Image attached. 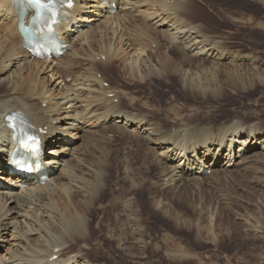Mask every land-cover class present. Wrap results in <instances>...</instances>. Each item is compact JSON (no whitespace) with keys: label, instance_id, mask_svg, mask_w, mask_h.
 <instances>
[{"label":"bare ground","instance_id":"obj_1","mask_svg":"<svg viewBox=\"0 0 264 264\" xmlns=\"http://www.w3.org/2000/svg\"><path fill=\"white\" fill-rule=\"evenodd\" d=\"M22 1L25 0H0V90H3L0 93V182L4 181V184L0 183V264H110L111 261H98L100 258L97 259V256L93 258L94 251L107 249L105 243L110 244L114 240L122 246L128 243L129 236L139 241L140 247L141 243H146L148 228L143 206L137 198V192L145 189L150 190V209L162 212L177 227L187 226L190 230L196 227L201 234L203 228L199 223L205 217L193 219L176 211L169 203V195L164 196L160 192L163 197L159 195V186H165L167 181V187L171 188L172 183V192L178 193L184 184L186 186L185 181H194L198 185L201 182L200 185H203L205 180L208 181L206 176H209L205 168L211 170V178L215 182L229 166L251 164L248 160L251 159L250 153L257 152V159L259 157L264 163V127L256 131L242 129L244 126L241 130H232L227 126L223 128L221 124V129H212L215 126L212 123V128L196 126V134H185L186 139L178 140L169 127L155 125L147 112L135 114L133 99L129 98L133 97L132 94H111L108 86L104 85L106 72L101 77L98 73L109 67L104 62L114 64L118 60L122 71L133 78L142 75L146 79V75L159 76L168 72L170 76H177L185 86L193 87L194 92L203 91L206 94V89L218 87L224 81L220 72H230L227 77L231 74L238 76L243 61L250 60L256 72L263 73L257 65L264 62L261 63L258 56L241 53L234 48L230 44L233 36L217 34L207 23L198 26L196 21H192L191 13L202 9L195 3L199 0H74V7L69 9L63 21L62 36L69 41L67 51L60 58L39 59L27 50L18 29ZM252 1L264 5V0ZM114 4L118 6L116 11L112 9ZM211 8L216 10L213 6ZM231 14L234 22H251L257 28H264V22L253 15ZM205 15L206 20L211 17ZM137 21L140 24L135 25ZM76 24L83 27L81 32L76 30ZM157 40L160 42L157 43ZM152 44L159 48L158 53H155ZM83 64L84 68L80 69ZM205 73L212 75L210 81L205 80ZM68 77H72L70 82ZM126 108L131 110L124 111ZM7 115H18L24 119L51 145L50 150L45 152V163L51 167L49 182L39 184L35 180L8 177L10 172L6 163L8 153L13 149V134L6 127ZM93 129L99 137L90 138L92 147L88 155L85 150L82 151L79 141L85 140L86 132ZM129 129L145 134L147 153L152 155L153 161H157V167L160 165L159 179L154 168L151 170L160 181L153 183L148 177L151 161L145 160L142 169L129 166L133 175L125 179L130 181L129 184L125 181L128 186L121 184V180L117 181L121 192L118 190L120 195L112 199L123 200L120 203L123 204L125 220L120 223L121 227L116 226L117 229L109 227L107 242H104L97 236V230H101L102 213L109 208V204H100L95 192L99 195V191L109 190L107 177L111 176L109 171L113 169L114 161L111 159L112 162H109L105 157L112 150L109 142L113 133H117L116 130L128 132ZM184 130V133L189 132V129ZM23 183L27 185L23 186ZM155 188L158 189L155 191ZM112 200L110 205H113ZM90 206L94 207V213L101 210L95 224V220L91 222L94 213L87 212ZM253 218L246 219V222L264 239V220ZM215 227H208V236L215 237ZM127 229H131L130 232L128 230L130 234ZM149 234L151 236V232ZM168 254L171 257L172 253ZM176 255L174 258H178L179 255Z\"/></svg>","mask_w":264,"mask_h":264},{"label":"rangeland","instance_id":"obj_2","mask_svg":"<svg viewBox=\"0 0 264 264\" xmlns=\"http://www.w3.org/2000/svg\"><path fill=\"white\" fill-rule=\"evenodd\" d=\"M195 3L202 9H196L191 13L190 19L192 21H196L198 26L203 22L205 24L207 23L211 30L217 32V34H229L233 36L230 40V44L234 48H237L238 51L241 50V53L253 54L255 57L258 56V58L261 59V63L264 62V28L260 29V27H258V29L251 22H234V20L231 19L232 16H230L232 15L231 13L234 12L238 15L244 13L247 15H253L257 20L264 22V5L257 2L255 3L252 0H199L195 1ZM211 6H213V8L216 6L214 8L216 10H213ZM205 13L211 16L207 20L205 19ZM249 23H251L250 26ZM128 24L130 25L131 22H128ZM138 24H140L139 21L135 23V25ZM4 34L6 35V33ZM8 38L11 39L10 36H8ZM159 39L161 40L162 38L159 37ZM160 40H157L156 42L158 43ZM152 48H155L153 47V44ZM158 51L159 48L156 47L155 53H158ZM249 61H243L241 68L238 70L240 74L238 76L231 74L232 76L227 77L230 75V72H220L221 79H223L222 77L225 78L224 81L219 83L218 87H215L217 89L213 87H211L212 89H206V94L203 91H201L203 93L194 92L193 87H190L189 85H186L187 88L182 81H179L180 79L177 76L172 74V76H174L172 77L168 72L160 74L159 76L153 74V77L151 75H146V79L142 78V75L134 76L133 78V76H128L125 74V71H122V65L119 64L118 60L115 61L114 64L104 62L105 66H109L107 67L108 71L107 69H102L103 71L98 73V76L101 77L102 74L106 72L107 75L105 76L106 80L104 85L108 86V90L111 91V94L125 92L129 96L133 95V97H128L133 99L134 103L131 102L130 106H132V103L134 104L133 108L135 109V114L147 112V114L150 115V119L154 120L155 125H161L162 127L165 126L166 128L169 127L168 129L169 131H172L174 138L176 139L177 137L178 140H182L183 138L186 139L187 135L184 136L185 134H188V136H190V134H196L194 130L196 126H202L203 128L208 126L209 128H212V123L215 124L212 129H221V124H223V128L227 126L232 130H241L244 126L242 129L252 128L256 131L261 129V127H264V72H256L253 68L255 67L254 64ZM257 66L261 68V71H264L263 63L260 64V66ZM83 68L84 64L80 69ZM204 76L206 81L212 79L210 73H205ZM71 79L72 77H68L67 81L70 82ZM119 88L121 89L120 91L118 90ZM123 89L125 91H123ZM214 90H217V92ZM2 91L3 90H0V93ZM138 99H140V101H138ZM117 102L118 98L115 99V103ZM144 102L146 103L144 104ZM124 104L126 106V103ZM135 105L138 106L136 107ZM146 106L150 107L146 108ZM128 110L131 109H124V111ZM145 117L148 116L145 115ZM186 118L190 120L187 119V121ZM187 128L189 129V132L184 133V129L187 131ZM179 129L180 131L182 130L181 132L183 135H181ZM190 129L193 130L190 132ZM116 131L118 132L113 133L112 140L109 142V144L112 145V150L105 157L109 162H112V160L114 161L111 167L113 169L110 168L111 171H109L111 172V176L107 177V182L110 183L109 190L105 188V191L104 189L103 192L99 191V195L95 192V195L100 198V204H109V208H106L105 212L102 213V227L100 226L102 231L97 230V232H99L97 233V236L104 242H107L105 239L107 238L108 231L111 227L117 229V227H121L120 223H122V220H125L124 211H122L123 200H120L122 203L117 201V199L112 200L113 198H117L121 192V188L119 185V187L116 185V182L121 180V184L123 183L127 187L130 181L127 182L128 180L125 179L132 177L133 174L130 171L131 168L142 169L145 160L146 162L151 161L148 177L150 179L152 178V182L160 181L156 179V177H159L158 171L160 172V169L158 170V168H160V165L157 167V161H153L154 159L152 158V155H150L149 152L147 153L148 146L145 142L146 139H144L145 134L143 135V133L136 131L133 132L130 129L128 132L127 130H123L124 132L121 130ZM126 133H128V135ZM137 134L140 135L141 139L140 137H137ZM141 134L143 136H141ZM96 135L94 129L88 130L86 132V139L79 141V144L82 146L81 149H83L82 151L85 150L88 155L90 154L92 147L91 139L94 140L93 137H96ZM125 135L127 136L125 137ZM97 137L99 136L97 135ZM127 142H130V144H127ZM106 145L109 147L107 142ZM50 147L51 145L49 146L48 151L50 150ZM256 153H254L255 155H251L250 153L251 159L248 160L251 164H244L238 167L229 166L227 172L222 174L217 180H215V182L212 180L213 178H211L212 173H207V175H209L206 176L208 181L205 180L203 185H200L201 182H199L198 185V183L195 184L194 181H190V183L185 181L186 186L184 184L182 188L185 187L186 189L181 188L182 191L179 190V194L177 191L172 192L171 188L174 186L172 183L171 188L167 187V181L164 182L165 186L161 185L159 186V189L157 188L158 193H163L164 196L169 195L168 197L174 202L173 203L170 200L169 203H171L173 208L175 207L176 211L182 212L186 216H191L193 219L198 218L199 216H204L206 218L199 223V225L201 224L200 227L203 228L201 234L200 232H197L196 227L191 230L187 226L180 225L177 227L168 216H163L162 212L160 213L159 211L150 209V204L148 202L151 200L150 190H139L137 192V198L143 206L144 221L149 229H147V238L149 237V239L145 238L147 244L141 243L140 247V242L133 240L130 236L128 238L130 242L127 241L128 243L124 244L125 246L129 244L127 247H123L124 245H117V242L115 243L114 240H111L110 244L105 243L106 246L108 245L106 248L109 251L107 249L105 250V248H103L104 251L98 250L99 253L94 251L96 253H93V258H96L97 256V259L100 258L98 261L102 259L106 262L109 261V263L111 261L110 264L115 262L120 264H264V239L260 238L259 232L253 231L252 226H250L251 224L246 222V219L251 217L257 219L262 218L264 220V163L259 157L257 159ZM258 160H260L261 163ZM256 161H258V163ZM251 165L253 168H251ZM129 166H131V168ZM248 166L250 168L247 170ZM115 167H117L118 171ZM153 168L156 177L152 173L151 169ZM209 178H211V180ZM157 189L155 188V191ZM160 189L161 191H159ZM160 193L159 195L163 197ZM110 200H112L114 206L110 205ZM114 202L116 203L114 204ZM92 210L95 209L94 207L92 209L90 206L87 212L91 211L94 213ZM100 213L101 210L95 211L93 218H91V220H93L91 221L92 223L95 220L93 224L97 222V217L100 216ZM119 213L122 214L118 215ZM222 217L223 219H221ZM118 221L120 226L117 223ZM103 223L105 224L103 225ZM111 224L115 226H112ZM211 225L216 226L215 237L214 235L208 236L207 229ZM128 230L129 229H127L126 232L130 234L129 232L131 229L129 232ZM116 232H118V230H116ZM149 232H151V236ZM147 245L148 247L150 246V249L147 248ZM111 249L113 253L110 252ZM166 250H169L168 253H172L170 255L171 257H168L169 254ZM178 251H180V253ZM109 252L113 255L109 254ZM102 253L106 254L104 255L105 257ZM108 254L110 256H108ZM176 254L179 255L178 258H174V255L177 257ZM181 254L185 255L182 256Z\"/></svg>","mask_w":264,"mask_h":264},{"label":"snow or ice","instance_id":"obj_3","mask_svg":"<svg viewBox=\"0 0 264 264\" xmlns=\"http://www.w3.org/2000/svg\"><path fill=\"white\" fill-rule=\"evenodd\" d=\"M37 2H38V0H37ZM69 7H71V4H69ZM34 141H35L34 137H29L26 140H23L21 143H22V146L24 148H29V149L34 151L35 147H36Z\"/></svg>","mask_w":264,"mask_h":264}]
</instances>
